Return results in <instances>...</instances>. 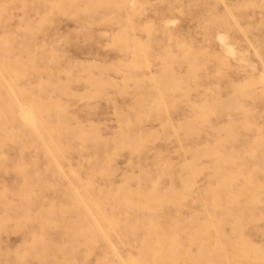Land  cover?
I'll list each match as a JSON object with an SVG mask.
<instances>
[{"label": "rangeland", "instance_id": "1", "mask_svg": "<svg viewBox=\"0 0 264 264\" xmlns=\"http://www.w3.org/2000/svg\"><path fill=\"white\" fill-rule=\"evenodd\" d=\"M0 264H264V0H0Z\"/></svg>", "mask_w": 264, "mask_h": 264}, {"label": "bare ground", "instance_id": "2", "mask_svg": "<svg viewBox=\"0 0 264 264\" xmlns=\"http://www.w3.org/2000/svg\"><path fill=\"white\" fill-rule=\"evenodd\" d=\"M219 38V37H218ZM232 50V49H231ZM116 196V195H115Z\"/></svg>", "mask_w": 264, "mask_h": 264}]
</instances>
